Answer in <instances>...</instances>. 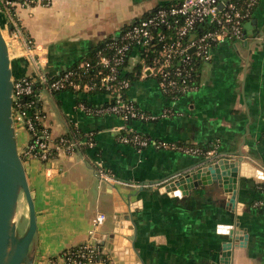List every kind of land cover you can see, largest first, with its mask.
Wrapping results in <instances>:
<instances>
[{
    "label": "crops",
    "instance_id": "crops-1",
    "mask_svg": "<svg viewBox=\"0 0 264 264\" xmlns=\"http://www.w3.org/2000/svg\"><path fill=\"white\" fill-rule=\"evenodd\" d=\"M136 1L141 4L132 15L112 27L85 16L88 0L18 7L14 18L23 34L39 45L33 53L41 70L54 76L84 58L108 34L171 0ZM5 19L0 13L1 27ZM245 24L243 39L218 43L210 59L201 62L194 90L170 100L156 80L147 77L132 81L127 91L129 99L154 117L131 121L129 128L135 132L201 149L212 147L216 159L238 158L250 166L247 174L238 175L233 202L227 203L228 194L215 181H195L204 166L202 152L136 149L118 141V117L77 108L78 98L88 96L42 92L39 100L51 139L76 129L93 132L96 143L46 162L35 157L23 161L35 209L32 264H50L63 249L86 241L91 219L99 212L106 219L97 233L119 229L120 249L113 242L105 247L116 252V264H264V191L259 189L264 182V0ZM9 48L12 77L35 74L28 55L19 52L23 47L12 41ZM106 99L101 94L90 100L100 105ZM13 127L19 151L28 135L20 125ZM96 162L110 180L99 182ZM23 211L27 227L25 199ZM124 215H129L128 223Z\"/></svg>",
    "mask_w": 264,
    "mask_h": 264
},
{
    "label": "built area",
    "instance_id": "built-area-1",
    "mask_svg": "<svg viewBox=\"0 0 264 264\" xmlns=\"http://www.w3.org/2000/svg\"><path fill=\"white\" fill-rule=\"evenodd\" d=\"M47 1L49 0H0V13L6 16L0 30L7 44L8 53L10 54L9 44L17 41L18 46L23 47V50L19 49L20 54H27L36 70L35 74L30 76L12 77V105L15 103V108L11 107L13 126L20 125L24 130L30 131L31 136L36 137L25 152L27 157H35L41 162H46L51 159L52 149L58 154H72L79 151L82 145L87 148L95 146L93 132H86L82 140L70 137L62 138L55 143L46 130L37 132L34 129L31 119L27 118L26 111L21 107L22 100L31 96L34 82L40 86L36 95L37 100L42 92L53 94L64 90L68 85L81 94L95 89L107 91L114 99L113 103L106 106L104 103L87 106L78 101L77 108L86 114H112L118 117L121 123L117 125L115 131L119 133L120 143L131 144L137 149L152 146L156 149L181 150L187 153L202 152L197 147L152 139L129 128L127 121H148L154 117L146 114L133 100L126 97V89L130 83L128 79L119 76V68L132 51L140 64L139 79L152 77L156 80L161 93L179 98L195 89L190 85L192 57L206 61L210 59L212 49L218 43L243 39L245 37L243 25L251 18L261 0H178L168 6L156 8L125 28L114 41H110L107 45L108 51L97 52L93 65L106 71L101 75L99 84L71 81V77L78 74L77 70L90 68L92 65L90 62L80 63L76 70L64 69L59 76L54 75L55 78L41 70V61L39 58L36 59L33 53L39 51V45L23 34L21 26L14 18V12L18 7L26 8ZM2 28H5V31ZM191 48L192 52L189 51ZM14 49L12 46V50ZM34 102V99L30 100L27 106ZM214 152L213 148L207 150L204 153L205 158L213 156ZM94 165L100 183L110 180V174L100 162ZM259 188L264 191V187ZM105 219L104 213L95 214L91 219L88 239L80 245L63 249L58 256L50 259V264H109L108 257H102L105 252L99 249L95 237L97 229Z\"/></svg>",
    "mask_w": 264,
    "mask_h": 264
},
{
    "label": "water",
    "instance_id": "water-1",
    "mask_svg": "<svg viewBox=\"0 0 264 264\" xmlns=\"http://www.w3.org/2000/svg\"><path fill=\"white\" fill-rule=\"evenodd\" d=\"M255 23V20H250ZM249 24V23H248ZM244 25V31L247 29ZM193 51V48L189 50ZM12 71L7 44L0 30V264H32L30 247L36 230L35 209L28 188L23 161L20 158L16 145L14 127L11 117L12 107ZM201 173L195 179L197 183L216 182L222 187L227 195V203L233 202V191L239 173L247 174L248 166L238 158L214 159L213 156L206 158ZM245 170V171H244ZM193 181V185L196 182ZM192 182V180H191ZM191 186V184H189ZM22 193L28 207V224L22 234L17 232L15 222L16 207L19 194ZM123 220L129 222V215H124ZM119 226L122 227V222ZM130 228V225H128ZM119 229L107 235L95 234L97 243L104 249L107 242H113L120 249L121 243L117 242ZM226 247H230L226 244ZM111 248V246H109ZM107 247V248H109ZM113 246V251L117 249ZM117 249V251H119ZM122 250V249H121ZM109 264H116V252H107Z\"/></svg>",
    "mask_w": 264,
    "mask_h": 264
},
{
    "label": "trees",
    "instance_id": "trees-1",
    "mask_svg": "<svg viewBox=\"0 0 264 264\" xmlns=\"http://www.w3.org/2000/svg\"><path fill=\"white\" fill-rule=\"evenodd\" d=\"M175 2H178V0H171V1H168V2H165V3L158 4L156 7L148 10L145 13H143L141 16H139L135 20L131 21L130 23H127V24H124L123 26H121L115 33L108 34L107 36L102 38L100 41H98L91 48V50H89V52L87 53V55L84 58H81L80 60L74 62L73 64H71L70 66L65 68L66 70H76L78 68V66L80 65V63H83V62L92 63L91 67L88 68L87 70H83V69L77 70L76 73H78V74L77 75L75 74L74 76H72L71 77V81L77 82V83H82V84H87V83H92V82H95V83L99 84L100 81H101V75L105 74L106 71L101 69V68H99L96 65H93L95 63V61H96L97 52L98 51H103V52L108 51L107 45L109 44V42L110 41H114L116 39V36L118 34H120L125 28L130 26L131 24H133L136 21H138L139 19L145 17L150 12L154 11L156 8L162 7V6H168V5H170L172 3H175ZM133 53L134 52H132V51L130 53H128V55L126 56L123 64H121V66L119 68V73H118L119 76L124 77V78L129 80L130 85L126 89V93H127L128 89L130 88L132 81L139 79L140 64L138 63V61H136V62L132 61V63H130V61H131L130 59H132V57H133V59H134V57H136V59H138L136 54L135 53L133 54ZM202 61L203 60L200 59V58H197L195 56L192 57L191 66H192L193 70L191 72L190 85L192 87H194V88L198 87V76H199L198 70H199V67H200V64H201ZM63 72H64V70L60 71L59 74L56 75V76H59ZM56 76H52V78H55ZM39 87H40L39 84L37 82H34V88H33L31 96H27V97H25V99L22 100L23 104H22L21 107H22V109H24L26 111L27 118L31 119L32 124L34 126V129L37 132H39L42 129H44L47 132H49L48 127L44 126V117L45 116H44V113H43V111L41 109L40 100H37V98H36V95H37V93L39 91ZM62 91H72L77 97L79 95L81 96V93H79V91L76 92V91L72 90L69 85ZM62 91H60V92H62ZM60 92H54L53 94H58ZM101 94L104 95V97L107 98L106 101L104 102V104L102 103L104 106L113 103L114 99L111 98L109 96V93L107 91L103 90V89L92 90V91H90V92H88L86 94H83V95H86L88 97L83 96L82 98L81 97L78 98V100L82 101L87 106H96V105H99V104H95L94 105L91 102L90 99L94 95H101ZM161 94L163 96H165L166 98L170 99V100L176 99L175 97L171 96V94H169V95L163 94V93H161ZM126 97L128 98V96H126ZM32 99H34L35 102L33 104H31L30 106H27L28 102L30 100H32ZM12 106H13V109H14L15 108V103H13ZM146 114H148V113H146ZM142 121H144V120H142ZM145 121H147V120H145ZM130 122L131 121H127V124L130 125ZM25 131H26V133L28 135V140L26 142V145L19 150V155H20V158H21L22 161H24L27 158V156L25 155V152L30 147V145L32 143H34V139L36 138L35 136H31L30 131H28L27 129ZM120 134H122V133H120ZM84 136H85V134L83 132H80V131H78L76 129H72V131H67V132H65L63 134H60V135L54 137L53 138V142L57 143L62 138L63 139H68L70 137H75V138H77L79 140H82V138H84ZM43 139L44 138H40V140H43ZM94 141H95V139H94ZM175 143L178 144V145L189 146V145H186V144H182L181 142H175ZM129 145H131V144H129ZM191 147H195V146H191ZM81 148L85 149V146L82 145ZM197 148H199V147H197ZM211 148L210 147H205V148H202V149L200 148V149L202 150V153L204 154L207 150H209ZM51 151H52L51 152V158L56 157L58 155L57 151H54L53 149ZM213 157L216 160L217 153ZM207 161H208V159L204 158V160L202 161V164H205V162L207 163ZM259 186L260 187H264V182L260 183ZM259 189L261 190V188H259ZM78 245H80V244H78ZM97 246L99 247V249H101V251L105 252V249L101 245L97 244ZM107 256H108L107 253L102 254L103 258H107Z\"/></svg>",
    "mask_w": 264,
    "mask_h": 264
},
{
    "label": "rangeland",
    "instance_id": "rangeland-1",
    "mask_svg": "<svg viewBox=\"0 0 264 264\" xmlns=\"http://www.w3.org/2000/svg\"><path fill=\"white\" fill-rule=\"evenodd\" d=\"M86 10L88 13H84L87 17H92L93 22L98 20H104L106 27H112L117 25L121 19H125L132 15L141 3L136 0H88ZM3 25V22L1 23ZM1 27V26H0ZM5 31V28H2ZM23 205L24 196L19 194L15 222L17 224L18 234L24 233L26 230V222L23 219Z\"/></svg>",
    "mask_w": 264,
    "mask_h": 264
}]
</instances>
